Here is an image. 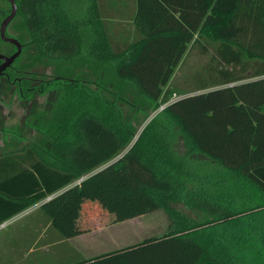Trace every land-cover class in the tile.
Masks as SVG:
<instances>
[{"label":"trees","instance_id":"obj_1","mask_svg":"<svg viewBox=\"0 0 264 264\" xmlns=\"http://www.w3.org/2000/svg\"><path fill=\"white\" fill-rule=\"evenodd\" d=\"M17 4L14 26L36 47L20 68L52 65L54 75L40 86L11 79L24 98L58 93L38 119L41 138L0 153V223L61 191L41 208L64 238L84 232L89 205L114 221L137 208L170 220L160 235L71 264H246L247 251L220 245L214 229L241 230L264 213V0H136L144 36L129 45L112 38L100 0ZM194 50L208 59L182 81L176 71ZM127 94L157 111L141 132L119 104Z\"/></svg>","mask_w":264,"mask_h":264},{"label":"rangeland","instance_id":"obj_2","mask_svg":"<svg viewBox=\"0 0 264 264\" xmlns=\"http://www.w3.org/2000/svg\"><path fill=\"white\" fill-rule=\"evenodd\" d=\"M9 8L8 0H0V23L5 11L9 10ZM20 20L21 18L17 17L13 22L14 25ZM12 24L8 29L9 34L13 36L20 34V40L24 43V49L14 64L16 68L20 67L31 55L36 53V47L29 44L30 36L27 32L21 33L17 31L14 25L12 27ZM11 50H13L12 46L8 45L0 38V52H9ZM207 59L208 56L206 55L191 58L189 66L193 74L205 65ZM181 73L178 72L177 77L185 81ZM78 74H85L90 77L91 80L96 81L94 77H91L90 71L85 68L80 69ZM53 75L54 67L46 64H37L16 74V76L19 77L24 76L32 79L34 81L33 84L39 86L41 81L50 80ZM15 81H11L6 77H0V153L23 149L28 144L36 142L41 138L42 135L38 127V119H47L49 117L52 104L58 93V88H50L44 93L36 91L30 94L29 97L24 98L19 92L17 81ZM177 83L178 84L175 85H180L181 81L178 80ZM92 86L98 88L96 83L92 84ZM191 88H186L181 85L178 89L180 91L182 89L191 91ZM178 92L175 93L173 97L179 96ZM102 93L105 96H110V92L103 91ZM126 97L127 100L119 101V104L125 116L136 125L138 132H141L157 111L152 112L151 109L136 107L130 103V94H127ZM175 149L180 153H184L185 145L182 137L177 140ZM205 159L203 155H193V160L195 161L203 162ZM179 207L189 216L195 218L200 217L182 205ZM29 221L30 219L25 218L14 223L21 224ZM253 221L255 225H253ZM78 224L84 231L83 233H89L98 229L104 231L110 229L124 230L125 237L123 238H125V243L119 244L122 246L137 242L149 236L162 234L169 228L170 220L166 212L162 209L149 212L142 208H137L130 210L125 220L114 221L111 215L96 204L89 205L84 209ZM96 224H99V226ZM214 230V234H216L220 245L230 246L232 252H234L236 248L237 250L242 249L243 251H247L245 256H241L242 260H246V264H264V242L259 240V233L264 232V213H261L260 217L252 219L251 225L244 229L238 230L232 227V229ZM241 232L248 235L250 239L240 246H237L238 242L234 240L238 237V233L240 234ZM100 240L101 242L108 241V239H103V237ZM231 243L237 247L234 248Z\"/></svg>","mask_w":264,"mask_h":264},{"label":"crops","instance_id":"obj_3","mask_svg":"<svg viewBox=\"0 0 264 264\" xmlns=\"http://www.w3.org/2000/svg\"><path fill=\"white\" fill-rule=\"evenodd\" d=\"M100 2L104 18L111 25L112 38L120 40L124 45H129L130 42L144 36L135 22L136 0H100ZM194 51L193 56H200L197 50ZM188 52L189 48L186 55ZM191 58L182 60L176 74L182 72V76L186 77L189 73H193L189 66ZM56 194L32 204L6 220L5 226H0V264H71L79 259L93 258L145 239L120 246L119 244L125 243L123 238L125 233L122 229L105 231L98 229L64 238L41 208L44 202ZM25 218L30 221L14 223ZM102 237L108 241L101 242Z\"/></svg>","mask_w":264,"mask_h":264},{"label":"water","instance_id":"obj_4","mask_svg":"<svg viewBox=\"0 0 264 264\" xmlns=\"http://www.w3.org/2000/svg\"><path fill=\"white\" fill-rule=\"evenodd\" d=\"M12 3V11L11 13L2 21L1 24V35L2 38L6 41L12 42L17 45V51L12 55H5L0 53V60L3 62L0 64V77L4 74L5 70L10 67L13 62L20 56L22 52V43L15 37H9L6 35V29L9 23L13 20V18L17 14L18 5L15 0H10Z\"/></svg>","mask_w":264,"mask_h":264},{"label":"flooded vegetation","instance_id":"obj_5","mask_svg":"<svg viewBox=\"0 0 264 264\" xmlns=\"http://www.w3.org/2000/svg\"><path fill=\"white\" fill-rule=\"evenodd\" d=\"M16 1V3H17V0H15ZM8 4H9V10H6L5 11V13H4V16H3V18H2V21L11 13V11H12V3H11V1L10 0H8ZM18 5V4H17ZM17 13H18V9H17ZM18 17V14H16V16L13 18V20L9 23V25L7 26V29H6V35L7 36H9V37H15V38H17L21 43H22V51H23V49H24V43L20 40V34L19 35H16V36H13V35H10L9 34V31H8V29H9V26L14 22V20L16 19ZM2 21H1V23H0V38H1V40H3L5 43H7L8 45H10V46H12V49L13 50H11V51H9V52H0L1 54H5V55H12L14 52H16L17 51V45L16 44H14V43H12V42H9V41H6V40H4L3 38H2V35H1V24H2ZM13 25H14V23L12 24V27H13ZM18 31V30H17ZM22 53V52H21ZM21 55V54H20ZM18 59V58H17ZM17 59L13 62V64L10 66V67H8L6 70H5V72H4V74L1 76V77H6V78H8L9 80H11V81H13L12 79H11V75H12V73L14 72V73H16V74H19V72H21V71H23V69L22 68H20V67H14V64H15V62L17 61ZM3 62V60H0V64ZM14 78L16 79H18V76H14ZM15 79H14V81H15ZM17 81V80H16Z\"/></svg>","mask_w":264,"mask_h":264},{"label":"built area","instance_id":"obj_6","mask_svg":"<svg viewBox=\"0 0 264 264\" xmlns=\"http://www.w3.org/2000/svg\"><path fill=\"white\" fill-rule=\"evenodd\" d=\"M176 97H177V96H175L174 98H176ZM166 104H167V103L162 104L161 107H160V109H163V108L165 107ZM78 181L80 182L81 179L78 180ZM5 225H6V222H2V223H0V226H1V227L5 226Z\"/></svg>","mask_w":264,"mask_h":264}]
</instances>
